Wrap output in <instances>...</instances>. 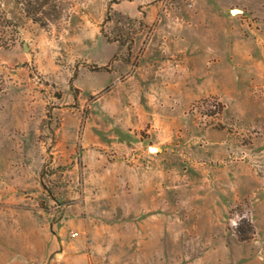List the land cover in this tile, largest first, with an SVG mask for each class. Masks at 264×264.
Returning <instances> with one entry per match:
<instances>
[{
	"label": "rangeland",
	"instance_id": "374dc122",
	"mask_svg": "<svg viewBox=\"0 0 264 264\" xmlns=\"http://www.w3.org/2000/svg\"><path fill=\"white\" fill-rule=\"evenodd\" d=\"M21 3L0 264H264V0H47L45 26Z\"/></svg>",
	"mask_w": 264,
	"mask_h": 264
},
{
	"label": "trees",
	"instance_id": "16d2710c",
	"mask_svg": "<svg viewBox=\"0 0 264 264\" xmlns=\"http://www.w3.org/2000/svg\"><path fill=\"white\" fill-rule=\"evenodd\" d=\"M23 3V10L27 17H29L33 22L38 23L40 26H45L46 21L44 19V15L49 12V9H43V7L47 4V0H19ZM21 3V4H22ZM52 7V6H51ZM48 11V12H47ZM40 12L43 15H40ZM239 239L245 240L243 235H239Z\"/></svg>",
	"mask_w": 264,
	"mask_h": 264
},
{
	"label": "built area",
	"instance_id": "2783aa9c",
	"mask_svg": "<svg viewBox=\"0 0 264 264\" xmlns=\"http://www.w3.org/2000/svg\"><path fill=\"white\" fill-rule=\"evenodd\" d=\"M71 235H72V236H75V235H77V233L74 232V233H71Z\"/></svg>",
	"mask_w": 264,
	"mask_h": 264
}]
</instances>
